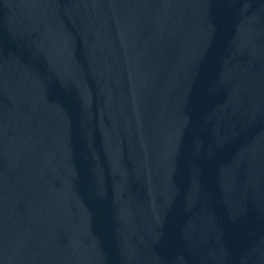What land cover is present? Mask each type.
Instances as JSON below:
<instances>
[{"label": "water", "instance_id": "obj_1", "mask_svg": "<svg viewBox=\"0 0 264 264\" xmlns=\"http://www.w3.org/2000/svg\"><path fill=\"white\" fill-rule=\"evenodd\" d=\"M0 264H264V0H0Z\"/></svg>", "mask_w": 264, "mask_h": 264}]
</instances>
